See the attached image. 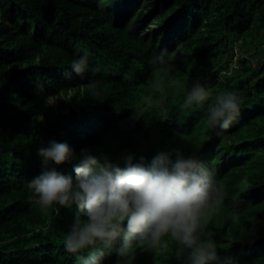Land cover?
I'll return each instance as SVG.
<instances>
[{
	"label": "trees",
	"instance_id": "trees-1",
	"mask_svg": "<svg viewBox=\"0 0 264 264\" xmlns=\"http://www.w3.org/2000/svg\"><path fill=\"white\" fill-rule=\"evenodd\" d=\"M85 52L78 76L71 64ZM197 80L210 97L184 108ZM229 91L240 115L212 127L209 109ZM53 141L74 150L72 162L45 163L39 150ZM177 151L210 170L221 205H236L208 231L218 255L264 264V0H0V264H83L92 251H66L84 217L75 205L38 203L29 182L44 170L75 182L85 152L102 163L122 155L124 168ZM172 246L135 245L122 264H188ZM118 250L104 249L103 264H117Z\"/></svg>",
	"mask_w": 264,
	"mask_h": 264
},
{
	"label": "clouds",
	"instance_id": "clouds-1",
	"mask_svg": "<svg viewBox=\"0 0 264 264\" xmlns=\"http://www.w3.org/2000/svg\"><path fill=\"white\" fill-rule=\"evenodd\" d=\"M166 56L165 49L153 58L154 74L166 64ZM87 66L85 52L73 61L71 69L83 76ZM236 67L233 63L229 71ZM209 97V90L197 80L183 107L203 105ZM240 103L235 92L217 96L215 105L209 109V124L228 129L240 115ZM137 113L143 114L140 110ZM39 155L46 164L51 161L56 165L75 158L68 144L55 141L41 148ZM121 156L112 163L107 160L102 163L85 152L74 165L75 182L55 168L46 169L30 180L29 188L42 207L58 205L71 209L75 205L82 213L84 218L77 217L64 237L67 252L77 254L92 249L83 264H103L104 249H113L117 244L116 262L122 264L130 260L135 245L150 248L152 254L180 245L177 255L187 250L188 264H232L229 258L218 255L208 231L209 224H224L233 219L236 205H221L223 186L202 161L177 151L175 159L169 153L158 154L147 167L133 164L129 158L127 166L121 168L118 164ZM165 238L176 243L170 245Z\"/></svg>",
	"mask_w": 264,
	"mask_h": 264
},
{
	"label": "rangeland",
	"instance_id": "rangeland-1",
	"mask_svg": "<svg viewBox=\"0 0 264 264\" xmlns=\"http://www.w3.org/2000/svg\"><path fill=\"white\" fill-rule=\"evenodd\" d=\"M55 103H56V101H54V104H55ZM118 158H119V156H118ZM217 213H219V211H218ZM165 239H168V244H170V245L176 243V242H174V240H171V239H169V238H165ZM168 246H169V245H168ZM123 258H124V257H123Z\"/></svg>",
	"mask_w": 264,
	"mask_h": 264
},
{
	"label": "bare ground",
	"instance_id": "bare-ground-1",
	"mask_svg": "<svg viewBox=\"0 0 264 264\" xmlns=\"http://www.w3.org/2000/svg\"><path fill=\"white\" fill-rule=\"evenodd\" d=\"M210 226H211V224H209ZM172 247H174V246H172ZM175 248H176V245H175ZM177 257V256H176Z\"/></svg>",
	"mask_w": 264,
	"mask_h": 264
}]
</instances>
